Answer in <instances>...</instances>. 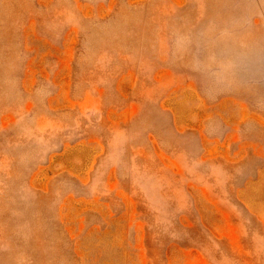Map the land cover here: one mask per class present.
Returning <instances> with one entry per match:
<instances>
[{
	"label": "rangeland",
	"instance_id": "rangeland-1",
	"mask_svg": "<svg viewBox=\"0 0 264 264\" xmlns=\"http://www.w3.org/2000/svg\"><path fill=\"white\" fill-rule=\"evenodd\" d=\"M0 264H264V0H0Z\"/></svg>",
	"mask_w": 264,
	"mask_h": 264
}]
</instances>
